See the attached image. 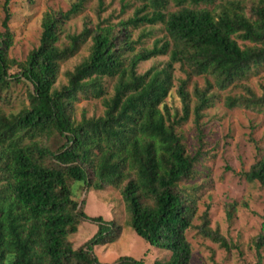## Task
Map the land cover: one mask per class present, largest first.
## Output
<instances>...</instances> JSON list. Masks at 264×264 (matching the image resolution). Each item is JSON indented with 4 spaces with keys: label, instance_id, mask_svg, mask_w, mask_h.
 Instances as JSON below:
<instances>
[{
    "label": "trees",
    "instance_id": "trees-1",
    "mask_svg": "<svg viewBox=\"0 0 264 264\" xmlns=\"http://www.w3.org/2000/svg\"><path fill=\"white\" fill-rule=\"evenodd\" d=\"M85 1L76 0L65 11L45 12L38 45L17 61L7 54L12 45L10 0H3L0 93L12 81L22 80L32 91L28 104L16 113L0 109V264H144L126 255L113 263L98 260L94 246L113 242L118 226L101 216L77 214L69 180L96 190L118 187L135 234L170 252L167 260L153 264H190L185 232L195 203L180 183L192 175L199 152L193 157L186 153L175 126L192 113L200 140L199 120L211 103V89H226L264 66V0L254 2L249 16L242 0H223L218 11L199 6L215 0H137L140 4L126 19L84 25L60 45L63 23ZM170 2L176 7L171 11ZM157 23L163 25L165 37L136 49L143 34L133 39L131 28ZM236 39L248 44L240 46ZM88 40V55L55 87L59 63ZM160 55H167L163 66L137 72L140 62ZM175 64L185 74L176 79L173 90L180 114L165 103L175 85ZM14 65L17 71L10 73ZM193 76H203L205 86L195 85L191 94L187 85ZM104 77L113 78L114 85L112 94L103 97L102 115L73 118L77 95L101 97ZM226 104L262 106L264 93L228 97ZM54 134L64 142L52 150L45 141ZM244 176L264 190V147ZM77 216L97 222L98 228L73 248L68 235L77 231ZM203 218L202 232L229 249L223 237L207 228L206 211ZM263 247L264 216L255 241L256 264L261 263Z\"/></svg>",
    "mask_w": 264,
    "mask_h": 264
},
{
    "label": "rangeland",
    "instance_id": "rangeland-1",
    "mask_svg": "<svg viewBox=\"0 0 264 264\" xmlns=\"http://www.w3.org/2000/svg\"><path fill=\"white\" fill-rule=\"evenodd\" d=\"M76 0H10V19L8 22L12 45L7 51L8 57L17 61L24 60L39 43L41 21L45 12L65 11ZM257 0H242L245 15H251V6ZM223 0H215L213 4H200V7L219 10L217 6ZM3 0H0V33L3 31ZM140 4L137 0H86L76 13L67 19L62 27L59 44H67V34L79 32L84 25L94 27L103 19L116 23L120 19L131 16ZM176 7L173 2L168 10ZM136 44L137 48L151 47L154 39L165 37L161 23L141 25L131 28L133 39L142 35ZM240 46L248 44L236 39ZM90 41L80 46L70 58L59 63L58 78L55 87L66 82L65 72L72 70L88 55ZM167 55H160L139 63L138 73L145 72L151 66L161 67ZM17 71L13 66L10 73ZM174 88L166 98V105L174 113L180 102L175 95L176 79L184 78L185 74L175 64ZM203 76H193L187 88L193 93L194 86H205ZM114 79L104 77L102 82L103 95L94 97L90 93L80 92L73 102L72 117L80 120L102 115L103 97L113 92ZM32 86L25 80L12 81L9 87L1 90L0 109L5 113H16L28 104V93ZM211 103L202 111L199 120L202 136L198 139L193 114L188 120L175 126L181 137L186 153L193 157L199 156L193 164L192 175L180 183V187L189 194L195 203V214L191 226L185 236L191 246L190 264H256L255 241L261 231L264 216V190L258 182L248 181L244 174L260 157L264 147V105L233 106L226 104L228 97H237L254 93H264V66L258 67L246 77L236 80L226 89H211ZM192 99L193 96H192ZM171 113V114H172ZM64 138L54 134L45 143L52 150L57 149ZM72 197L78 203L76 213L83 211L87 216H101L105 220H113L118 226V234L113 242L94 246V253L101 262L113 263L119 256H131L142 259L144 264H153L155 260L165 261L170 252L150 245L133 231L125 203L118 187L105 186L96 190L88 187L83 181L69 180ZM206 211L207 228L217 232L229 244L224 248L219 242L206 236L201 230L203 215ZM78 225L75 233L68 235L73 248L82 245L92 237L98 228L97 222L77 216ZM264 264V247L261 249Z\"/></svg>",
    "mask_w": 264,
    "mask_h": 264
}]
</instances>
